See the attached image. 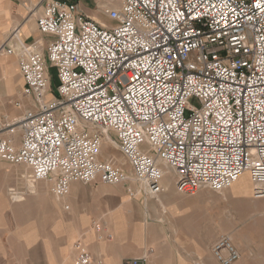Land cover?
<instances>
[{
  "label": "built area",
  "instance_id": "built-area-1",
  "mask_svg": "<svg viewBox=\"0 0 264 264\" xmlns=\"http://www.w3.org/2000/svg\"><path fill=\"white\" fill-rule=\"evenodd\" d=\"M117 1L104 5L115 23L106 26L73 1L42 0L36 27L53 37L47 46L23 42L18 26L0 43L30 98L21 115L0 114V161L27 167L58 200L74 181L146 199L169 170L185 195L221 193L247 173L264 217V0ZM108 137L128 171L100 159ZM73 249L74 264L93 260L80 241ZM210 253L220 264L241 256L228 235Z\"/></svg>",
  "mask_w": 264,
  "mask_h": 264
},
{
  "label": "crops",
  "instance_id": "crops-1",
  "mask_svg": "<svg viewBox=\"0 0 264 264\" xmlns=\"http://www.w3.org/2000/svg\"><path fill=\"white\" fill-rule=\"evenodd\" d=\"M41 1L0 0V43L18 26L23 42L47 46L51 35L36 27ZM70 1L96 19L79 0ZM23 87L16 57L0 55V114L17 117L30 107V98L21 95ZM7 172L12 174L0 165V264H74L75 241L93 258L90 264H129L137 257H145L142 264H220L210 253L218 231L209 235L216 220H208L207 206L200 201L203 191L193 197L178 194L175 175L162 178L156 198L131 197L122 184L95 180L72 182L58 200L46 180L26 181L22 170L7 179ZM12 188L16 193L11 197ZM226 221L219 232L229 234L241 255L231 264H263L264 228L258 236L246 222L240 228L233 216Z\"/></svg>",
  "mask_w": 264,
  "mask_h": 264
},
{
  "label": "rangeland",
  "instance_id": "rangeland-1",
  "mask_svg": "<svg viewBox=\"0 0 264 264\" xmlns=\"http://www.w3.org/2000/svg\"><path fill=\"white\" fill-rule=\"evenodd\" d=\"M118 3L117 0H79V6L83 7L85 11L90 12L96 17L99 23H103L106 26H113L115 23L109 19L107 14L104 12V5L115 6ZM53 38L52 36L50 37ZM49 73L51 75L49 93L55 94L56 86V74L55 68L48 64ZM191 102H195L191 100ZM111 134V133H110ZM113 136V134H111ZM113 142H110L108 139H104V142L101 147L100 159L112 157L116 164H123L125 170L128 171V166L125 164L123 156L119 150L116 149L114 141L115 138L111 139ZM2 165L7 171L12 174H8L7 179L16 178V172L22 170L23 173H29V169L22 164H7L2 163ZM28 172V173H27ZM15 173V174H14ZM25 174V175H26ZM166 175H174V172L171 170L166 171ZM244 175V176H243ZM24 179L29 181V178L26 176ZM31 182V181H29ZM237 188V189H236ZM251 183L247 173H242L240 178L236 181V184H232L223 192H215L210 189L203 188L197 192L203 191L202 196H200V201H204L207 206L208 220L211 221L213 218L216 220V223L212 227L209 226V235L216 233L218 238L220 235H228L221 231V227H225L227 224V219L232 217L240 223V228H243L244 222L249 224V228L253 235L260 234L261 227L264 228V217H263V207L262 200L260 198L255 199L250 192ZM189 197L197 196V193L194 195H185ZM250 210V212H249ZM221 226V227H220ZM216 238V240H217Z\"/></svg>",
  "mask_w": 264,
  "mask_h": 264
},
{
  "label": "bare ground",
  "instance_id": "bare-ground-1",
  "mask_svg": "<svg viewBox=\"0 0 264 264\" xmlns=\"http://www.w3.org/2000/svg\"><path fill=\"white\" fill-rule=\"evenodd\" d=\"M108 140H109L110 142H112L110 137H108ZM243 176H244V175H243ZM29 181H30V180H29ZM28 183H29V182H28ZM234 184H236V182H235ZM236 189H237V188H236Z\"/></svg>",
  "mask_w": 264,
  "mask_h": 264
}]
</instances>
